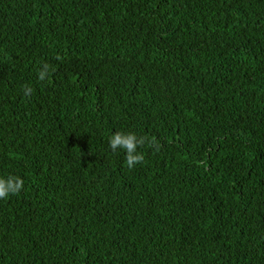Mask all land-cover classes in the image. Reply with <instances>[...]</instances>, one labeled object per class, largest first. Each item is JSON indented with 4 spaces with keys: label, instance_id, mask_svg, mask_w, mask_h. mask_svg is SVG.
Returning <instances> with one entry per match:
<instances>
[{
    "label": "trees",
    "instance_id": "1",
    "mask_svg": "<svg viewBox=\"0 0 264 264\" xmlns=\"http://www.w3.org/2000/svg\"><path fill=\"white\" fill-rule=\"evenodd\" d=\"M8 176L0 264H264V0H0Z\"/></svg>",
    "mask_w": 264,
    "mask_h": 264
},
{
    "label": "clouds",
    "instance_id": "2",
    "mask_svg": "<svg viewBox=\"0 0 264 264\" xmlns=\"http://www.w3.org/2000/svg\"><path fill=\"white\" fill-rule=\"evenodd\" d=\"M39 78L44 79V73L41 72ZM145 137H137L134 132H115L109 138V147L113 152L121 149L125 152V161L131 169L137 163L144 161V155L137 151L138 147L144 146ZM151 144V141H148ZM24 188V181L19 177H0V199H6L9 195H18Z\"/></svg>",
    "mask_w": 264,
    "mask_h": 264
}]
</instances>
